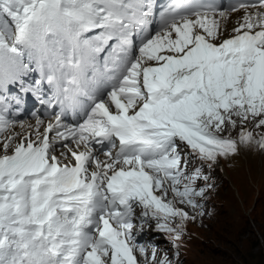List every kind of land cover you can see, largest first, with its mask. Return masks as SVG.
<instances>
[{"label": "snow or ice", "instance_id": "1", "mask_svg": "<svg viewBox=\"0 0 264 264\" xmlns=\"http://www.w3.org/2000/svg\"><path fill=\"white\" fill-rule=\"evenodd\" d=\"M13 85L59 111L4 136L24 104ZM253 122L264 128V0H0V264H157L134 217L180 240L177 203L202 207L193 185L208 179L189 165L236 154L231 131ZM253 142L264 149L239 132Z\"/></svg>", "mask_w": 264, "mask_h": 264}, {"label": "rangeland", "instance_id": "2", "mask_svg": "<svg viewBox=\"0 0 264 264\" xmlns=\"http://www.w3.org/2000/svg\"><path fill=\"white\" fill-rule=\"evenodd\" d=\"M241 130L251 131L254 140L264 135V128H255L253 122L243 129L238 125L231 131V138L238 141ZM253 143L240 147L238 141L236 154L218 157L211 168L199 163L190 166L202 167V175L208 177L206 181L200 180L201 188H206L197 203L202 207L194 209L177 203L190 218L183 222L178 241L174 239L175 233L157 231L153 245L157 250L162 247L163 258L167 256L172 264H264V155ZM223 161L228 162L223 166L224 177L219 169ZM169 198L172 199L171 195ZM241 198L246 200L245 206ZM179 223L176 218L169 226Z\"/></svg>", "mask_w": 264, "mask_h": 264}, {"label": "bare ground", "instance_id": "3", "mask_svg": "<svg viewBox=\"0 0 264 264\" xmlns=\"http://www.w3.org/2000/svg\"><path fill=\"white\" fill-rule=\"evenodd\" d=\"M243 10H241V11H239V12H236V13H233V14H229V17H228V21H227V28H228V31L230 32L231 31V29H232V27H233V25L236 23V21L238 20V19H240L242 16H243ZM217 18H219V17H217ZM223 23V22H222ZM26 124H31V125H35V121L34 122H31V121H28V122H26ZM43 131V127L41 128V132ZM247 131V130H246ZM12 132H20V128H19V126H17L15 129H13L11 132H10V134L12 133ZM9 134V135H10ZM51 135V134H50ZM259 135V134H258ZM258 137V136H257ZM237 139V138H236ZM257 140H259V139H257ZM256 139L254 140V141H257ZM239 141V140H238ZM254 144V143H253ZM244 144H240V147H242ZM255 145H256V143H255ZM258 148V147H257ZM243 149V148H242ZM0 154H3L2 153V147H0ZM9 154H11V151L9 150ZM261 155H264V149H262V152H261ZM103 159H104V157H103ZM216 164V163H215ZM214 164V165H215ZM225 164H228V162H226V161H223V165L221 166V167H219V169H220V172H221V174H222V176L224 177V176H226V174H225V172L226 171H224L223 170V166L225 165ZM218 167V166H217ZM216 169V168H215ZM207 170V169H206ZM208 171V170H207ZM210 173V172H209ZM214 174H215V172H213ZM228 173V172H227ZM212 175V174H211ZM215 177V176H214ZM236 177V176H235ZM238 182V181H237ZM213 183H215V182H213ZM168 199H171V198H169L168 197ZM201 199V198H200ZM241 202L243 203V205L245 206V202H246V200H244L243 198H241ZM185 207V206H184ZM139 234L141 235L142 233H141V231L139 232ZM157 233L156 232H154L153 233V235H152V237H154L155 235H156ZM156 243V242H155ZM161 246H160V249L158 248V250H157V259L158 260H161L163 257H162V254H161ZM150 256V255H149ZM138 259H140V261H141V264H147V261H145V259L143 258V257H138Z\"/></svg>", "mask_w": 264, "mask_h": 264}]
</instances>
